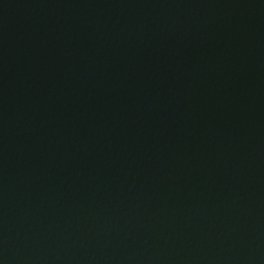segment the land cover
I'll return each mask as SVG.
<instances>
[{"label":"water","instance_id":"95a60500","mask_svg":"<svg viewBox=\"0 0 264 264\" xmlns=\"http://www.w3.org/2000/svg\"><path fill=\"white\" fill-rule=\"evenodd\" d=\"M231 112H264V0H0V160Z\"/></svg>","mask_w":264,"mask_h":264}]
</instances>
